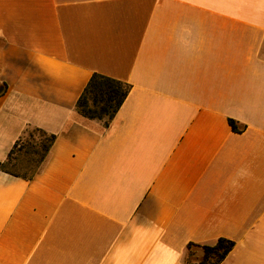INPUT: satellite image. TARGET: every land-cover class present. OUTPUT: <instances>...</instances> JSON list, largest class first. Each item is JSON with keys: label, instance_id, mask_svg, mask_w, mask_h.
Instances as JSON below:
<instances>
[{"label": "crops", "instance_id": "crops-1", "mask_svg": "<svg viewBox=\"0 0 264 264\" xmlns=\"http://www.w3.org/2000/svg\"><path fill=\"white\" fill-rule=\"evenodd\" d=\"M95 73L131 86L111 120L77 111ZM33 128L56 140L33 180L0 173V264H187L219 238L264 264V0H0V161Z\"/></svg>", "mask_w": 264, "mask_h": 264}, {"label": "trees", "instance_id": "trees-1", "mask_svg": "<svg viewBox=\"0 0 264 264\" xmlns=\"http://www.w3.org/2000/svg\"><path fill=\"white\" fill-rule=\"evenodd\" d=\"M131 91V86L119 80L95 73L77 101V111L91 120H111L119 112ZM233 131L240 132L238 123L230 119ZM56 136L40 128L25 131L13 145L6 160L0 161V173L33 180L44 168ZM203 252L198 262L187 264H222L235 247V242L219 238L212 245H196ZM192 244L188 246V249Z\"/></svg>", "mask_w": 264, "mask_h": 264}]
</instances>
